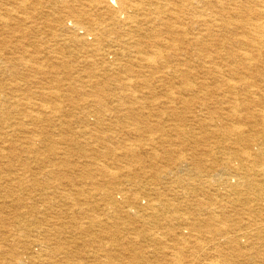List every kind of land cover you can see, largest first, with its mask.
I'll return each instance as SVG.
<instances>
[{"label": "bare ground", "instance_id": "obj_1", "mask_svg": "<svg viewBox=\"0 0 264 264\" xmlns=\"http://www.w3.org/2000/svg\"><path fill=\"white\" fill-rule=\"evenodd\" d=\"M0 264H264V0H0Z\"/></svg>", "mask_w": 264, "mask_h": 264}]
</instances>
